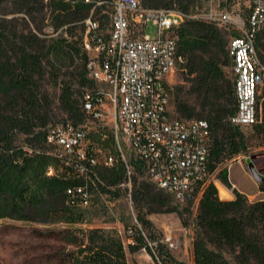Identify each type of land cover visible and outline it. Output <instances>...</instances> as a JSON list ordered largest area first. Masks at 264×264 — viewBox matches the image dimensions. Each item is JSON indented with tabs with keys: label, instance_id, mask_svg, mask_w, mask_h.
I'll return each instance as SVG.
<instances>
[{
	"label": "trees",
	"instance_id": "1",
	"mask_svg": "<svg viewBox=\"0 0 264 264\" xmlns=\"http://www.w3.org/2000/svg\"><path fill=\"white\" fill-rule=\"evenodd\" d=\"M139 1L145 8L174 9L194 15L200 0ZM7 2L13 6L10 11H5ZM90 9V3L83 0H0V220L42 225L82 224L86 220L85 210L66 192L80 182L53 154L47 131L57 124L77 126L84 121V95L95 87L87 72L88 55L81 45L83 24L90 17ZM10 13L24 16L8 18ZM47 18L54 30L62 28L58 37L39 36ZM93 18L101 24L108 19L99 11ZM13 19L24 26H11ZM29 22L34 31L28 27ZM232 34L219 23L201 17H187L176 28L177 51L184 62L177 71L182 82L170 85L172 104L178 119L208 122L210 170L246 151L253 135L264 144V89L256 124L238 128L229 122L236 100L233 79L227 77L223 67L231 66L227 45ZM253 41L264 64V27ZM46 79L58 86L56 106L44 86ZM57 120L60 123L53 124ZM246 128L252 129L250 136L244 135ZM99 136L96 132L92 139L98 142ZM91 159L96 161L91 164L92 170H99L105 183L99 185L100 190L109 193L110 187L124 181L125 169L120 161L111 168L100 169L98 157ZM49 168L53 169L52 175H47ZM135 173L142 176L138 166ZM139 176L133 177L131 192L138 219L150 230L153 224L146 216L176 213L184 227L191 225L194 264H231L223 251L230 254L234 264H264V199L249 202L237 190H233L234 198L220 199L216 186L209 183L192 215L189 203H177ZM219 178L230 186L226 168L220 169ZM219 192L220 196L229 194L221 185ZM59 233L78 250L72 260L65 262H124L120 239L103 229L66 228ZM162 260L164 264H180L168 254Z\"/></svg>",
	"mask_w": 264,
	"mask_h": 264
},
{
	"label": "built area",
	"instance_id": "2",
	"mask_svg": "<svg viewBox=\"0 0 264 264\" xmlns=\"http://www.w3.org/2000/svg\"><path fill=\"white\" fill-rule=\"evenodd\" d=\"M90 17L83 24L82 48L88 55L87 72L95 87L84 95V121L51 126L47 143L80 183L67 194L82 209L88 208L104 181L99 170H92L91 157H98L101 168L120 161L125 179L118 187L126 189L130 224L119 230L124 262L134 256L138 264H162L160 250L179 247L177 238L147 233L132 208V175L138 166L141 175L168 193L179 204L189 203L192 215L209 183L220 182L219 166L209 168L210 130L205 120H181L174 115L170 85L184 60L176 58V28L187 17H201L231 30L227 52L236 108L229 122L238 128L260 120L259 88L264 81V64L253 40L264 27V0H204L198 13L186 15L174 9L145 8L139 0H85ZM242 3V8L236 5ZM107 15L101 24L93 14ZM152 21L156 35L146 34ZM100 133L99 141L92 135ZM246 159L237 154L225 165ZM228 172V170H227ZM49 168L47 175H52ZM191 234V225L183 228ZM191 242L188 241L190 246ZM60 264H102L64 262Z\"/></svg>",
	"mask_w": 264,
	"mask_h": 264
},
{
	"label": "rangeland",
	"instance_id": "3",
	"mask_svg": "<svg viewBox=\"0 0 264 264\" xmlns=\"http://www.w3.org/2000/svg\"><path fill=\"white\" fill-rule=\"evenodd\" d=\"M204 0H200L197 8L198 11L203 8ZM242 8V3L236 5V8ZM2 8V7H1ZM5 11L13 9L12 4L9 2L5 5ZM23 14L10 13L8 18H21ZM18 23H20L18 25ZM17 25V28L24 26L23 22H18L13 19L11 26ZM28 27L33 31V24L29 22ZM64 28V27H63ZM62 28L54 30V27L49 22L48 18L42 23L41 31H37L42 38L50 39L56 38L62 33ZM77 34H80V30L77 29ZM146 34L154 37L156 35V26L152 21H149L146 25ZM227 77L232 80V74L230 66L223 67ZM174 82H182V75L176 74ZM46 90L52 95V100L56 106V97L58 95V86L51 80L46 79L44 81ZM264 89V81L259 88L258 103L263 98L261 97ZM173 107V104H172ZM174 109V108H173ZM175 115V112H174ZM61 120H57L55 123H60ZM244 135L250 136L252 134L251 128L243 130ZM246 156V159H241V163L238 161L232 162V165L223 163L219 166V171L222 168L228 170V181L232 188L231 183H235L238 192L247 198L249 202L264 199V191L262 186L264 183H257L249 174L247 169V163L251 162L255 166L256 170L264 176V144L260 139L253 137L248 141L246 151L239 153ZM139 176L134 172L133 177ZM140 178L145 179L143 176ZM219 178V174L217 175ZM220 179V178H219ZM220 182L214 183L217 188L218 197L220 199H232L230 192L227 196H220L219 187ZM110 192L106 193L102 190L95 192L91 205L84 209L86 214V220L82 224H55V225H42L31 222L16 221L11 219L0 220V263L1 264H58L65 261L72 260L77 254L78 250L74 244L66 242L61 234L62 230L66 228L70 231H79L84 228H100L107 231L111 236L120 239L119 230L122 226L126 227L130 224V208L127 198L126 189L123 187L112 186ZM132 208L137 216V210L132 203ZM151 220L153 224L152 229H144L153 237H161L164 234L171 235L177 238L179 241V247L166 251L160 250V259L162 264V256L168 254L173 262L180 264H194L192 256V242L194 238V230L191 229V234L183 231L184 225L176 213L169 214H151L146 216ZM81 236L79 232L74 233ZM190 240L191 244L188 245ZM223 255L229 259L231 264L234 262L231 259L230 254L227 251H223ZM130 264H138L133 255L128 257Z\"/></svg>",
	"mask_w": 264,
	"mask_h": 264
},
{
	"label": "water",
	"instance_id": "4",
	"mask_svg": "<svg viewBox=\"0 0 264 264\" xmlns=\"http://www.w3.org/2000/svg\"><path fill=\"white\" fill-rule=\"evenodd\" d=\"M247 169L250 174V176L257 182V183H264V176L261 175L253 165V163L248 162L247 163Z\"/></svg>",
	"mask_w": 264,
	"mask_h": 264
},
{
	"label": "bare ground",
	"instance_id": "5",
	"mask_svg": "<svg viewBox=\"0 0 264 264\" xmlns=\"http://www.w3.org/2000/svg\"><path fill=\"white\" fill-rule=\"evenodd\" d=\"M83 1H85V0H83ZM87 3H90V2H87ZM87 19H88V18H87ZM85 21H86V20H85ZM176 48H177V45H176ZM253 49H255V48H254V41H253ZM176 58H177V60H183L182 57L179 56L177 50H176ZM95 162H96V161H95L94 159H91V164H92V165H94ZM221 186H222V185H221ZM222 187H223V186H222ZM236 187H237V186H236ZM223 188H224V187H223ZM224 189H225V188H224ZM225 190H226V189H225ZM226 191H228V190H226ZM230 197H231V196H230ZM230 197H229V198H230Z\"/></svg>",
	"mask_w": 264,
	"mask_h": 264
},
{
	"label": "crops",
	"instance_id": "6",
	"mask_svg": "<svg viewBox=\"0 0 264 264\" xmlns=\"http://www.w3.org/2000/svg\"><path fill=\"white\" fill-rule=\"evenodd\" d=\"M232 196H233V195H231V197H232ZM231 197H230V198H231Z\"/></svg>",
	"mask_w": 264,
	"mask_h": 264
}]
</instances>
